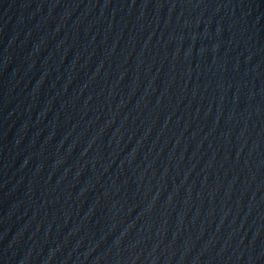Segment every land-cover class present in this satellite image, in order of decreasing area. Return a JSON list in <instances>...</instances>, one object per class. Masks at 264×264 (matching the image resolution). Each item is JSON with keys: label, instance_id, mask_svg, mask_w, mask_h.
Instances as JSON below:
<instances>
[{"label": "water", "instance_id": "1", "mask_svg": "<svg viewBox=\"0 0 264 264\" xmlns=\"http://www.w3.org/2000/svg\"><path fill=\"white\" fill-rule=\"evenodd\" d=\"M0 264H264V0H0Z\"/></svg>", "mask_w": 264, "mask_h": 264}]
</instances>
